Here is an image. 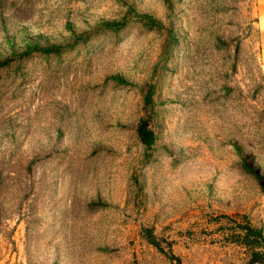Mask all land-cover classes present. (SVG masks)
I'll return each mask as SVG.
<instances>
[{
    "label": "rangeland",
    "instance_id": "rangeland-1",
    "mask_svg": "<svg viewBox=\"0 0 264 264\" xmlns=\"http://www.w3.org/2000/svg\"><path fill=\"white\" fill-rule=\"evenodd\" d=\"M262 14L0 0V264L244 263L238 223L264 231Z\"/></svg>",
    "mask_w": 264,
    "mask_h": 264
},
{
    "label": "trees",
    "instance_id": "trees-1",
    "mask_svg": "<svg viewBox=\"0 0 264 264\" xmlns=\"http://www.w3.org/2000/svg\"><path fill=\"white\" fill-rule=\"evenodd\" d=\"M146 104L152 102V94L147 93ZM137 135L144 142L152 141L154 132L150 127V119L148 117L141 118L137 126ZM251 174L258 176L256 170L249 168ZM234 241L241 243L248 250V258L242 264H264V231L260 227H255L249 222L238 223V227L232 233ZM154 244H156L155 241Z\"/></svg>",
    "mask_w": 264,
    "mask_h": 264
},
{
    "label": "crops",
    "instance_id": "crops-1",
    "mask_svg": "<svg viewBox=\"0 0 264 264\" xmlns=\"http://www.w3.org/2000/svg\"><path fill=\"white\" fill-rule=\"evenodd\" d=\"M258 27L260 29V32H264V15L262 14L259 19L257 20ZM262 62H263V67H264V48H262Z\"/></svg>",
    "mask_w": 264,
    "mask_h": 264
}]
</instances>
